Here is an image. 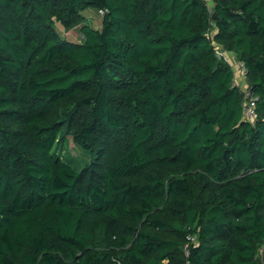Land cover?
I'll return each instance as SVG.
<instances>
[{"label": "trees", "instance_id": "16d2710c", "mask_svg": "<svg viewBox=\"0 0 264 264\" xmlns=\"http://www.w3.org/2000/svg\"><path fill=\"white\" fill-rule=\"evenodd\" d=\"M211 2L0 0V264L264 262V0Z\"/></svg>", "mask_w": 264, "mask_h": 264}, {"label": "rangeland", "instance_id": "374dc122", "mask_svg": "<svg viewBox=\"0 0 264 264\" xmlns=\"http://www.w3.org/2000/svg\"><path fill=\"white\" fill-rule=\"evenodd\" d=\"M82 15L85 18V22L89 26L94 28H98L100 26L101 19L98 17V14H95V11L93 9H87L83 11ZM54 26L57 32L62 36V38L66 39V35H65L66 32H64L63 27L59 23H54ZM226 57L229 61V64L232 67L234 76L236 77L237 80L241 79V83H242L243 81L242 77L238 75L240 68L238 57L232 56L231 53H227ZM53 151H58L57 153L60 154L61 157L76 170L83 169L85 166L90 164L94 159V155L91 152L80 148L77 144H75L72 141V138L68 135L65 136V139L61 145H55Z\"/></svg>", "mask_w": 264, "mask_h": 264}, {"label": "built area", "instance_id": "2783aa9c", "mask_svg": "<svg viewBox=\"0 0 264 264\" xmlns=\"http://www.w3.org/2000/svg\"><path fill=\"white\" fill-rule=\"evenodd\" d=\"M209 7V6H208ZM211 8V6L209 7ZM107 11L100 9L97 13L98 16H103ZM69 32V31H68ZM68 32L65 33L66 36H68ZM78 40L81 41L82 40V36H78ZM214 51L216 56L223 60L226 63H229L226 54L229 52L224 51L220 46L215 45L214 46ZM231 66V65H230ZM239 73L238 75L240 77H242V83H241V79L237 80L236 77L234 76L233 79V87H237L239 89V91L241 92L242 95V112H243V118L249 122V123H254L255 121V103L257 101V98L252 94V92L248 89V86L246 84V80H245V70L243 67V64L239 61ZM232 68V67H231ZM238 82V83H237ZM196 241V236L194 235H187L186 236V242L187 244L183 246V251L185 253V255L187 256L188 251H187V245L189 243H195ZM260 264H264L263 261L260 262Z\"/></svg>", "mask_w": 264, "mask_h": 264}, {"label": "crops", "instance_id": "0c3cea01", "mask_svg": "<svg viewBox=\"0 0 264 264\" xmlns=\"http://www.w3.org/2000/svg\"><path fill=\"white\" fill-rule=\"evenodd\" d=\"M206 1L209 5H211V0H206ZM64 32H65V30H64ZM78 36H79L78 30L73 29L71 32L70 31L68 32V36H66V37H68L69 40L79 41ZM231 54H232V56H236L234 53H231Z\"/></svg>", "mask_w": 264, "mask_h": 264}]
</instances>
